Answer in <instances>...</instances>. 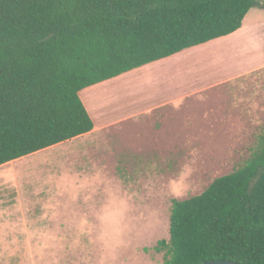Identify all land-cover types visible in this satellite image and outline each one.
<instances>
[{"label":"rangeland","instance_id":"374dc122","mask_svg":"<svg viewBox=\"0 0 264 264\" xmlns=\"http://www.w3.org/2000/svg\"><path fill=\"white\" fill-rule=\"evenodd\" d=\"M243 25L82 89L96 125L121 121L0 166V264H161L172 199L240 165L264 125V9ZM17 193L29 208L5 216Z\"/></svg>","mask_w":264,"mask_h":264},{"label":"trees","instance_id":"16d2710c","mask_svg":"<svg viewBox=\"0 0 264 264\" xmlns=\"http://www.w3.org/2000/svg\"><path fill=\"white\" fill-rule=\"evenodd\" d=\"M260 0H0V166L90 132L79 92L227 36ZM161 264H264V125L248 157L172 199Z\"/></svg>","mask_w":264,"mask_h":264},{"label":"crops","instance_id":"0c3cea01","mask_svg":"<svg viewBox=\"0 0 264 264\" xmlns=\"http://www.w3.org/2000/svg\"><path fill=\"white\" fill-rule=\"evenodd\" d=\"M248 25H249V27H250V32H252V31H255V30H257L259 27V23H258V21H256V20H251L249 23H248ZM243 28H244V25H243V22H242V25H241V27L239 28V29H237L236 31H234L233 33H231V34H229V35H232V34H234V33H236L237 31H240V30H243ZM217 39V38H216ZM214 40V39H213ZM210 41H212V40H210ZM210 41H208V42H206V43H203V44H207V43H209ZM160 60V59H159ZM157 61V60H156ZM151 63V62H150ZM146 65V64H145ZM264 66V65H263ZM114 78V77H113ZM113 78H111L112 80H113ZM111 79H107V80H104V81H101V82H99V83H96V84H93V85H91V86H89L88 88H86V89H94L95 87H99V86H101V85H105L106 83H108V81H111ZM80 93H81V91H80ZM79 96H80V94H79ZM82 101L84 102V104H85V107H86V109H87V111H89V112H91L90 111V107L88 108V105H87V103H86V101H84V99H82ZM168 103V101H164V102H160V103H158V104H156V105H153V106H151L150 108H147L146 110L147 111H152V110H154V109H157V108H159V107H161V106H163V105H165V104H167ZM90 115V114H89ZM135 116L136 115H138V114H134ZM121 120H118V119H109V120H106V121H103L102 123L100 122V124L99 125H96L94 122H93V124H94V127H93V129L90 131V132H88V133H85V134H83V135H81V136H78V137H75V138H72V139H70V140H68V141H71V140H75V139H78V138H80V137H84V136H87V135H90L91 133H93L94 131H96L98 128H99V126H101V125H113V124H115V123H118V122H120ZM65 142H67V141H65ZM62 143H64V142H62ZM52 147V146H51ZM49 148V147H48ZM84 149L83 150H81V149H79V150H77V152H79V153H84L85 151H87V150H89V148L90 147H83ZM41 151V150H40ZM19 159V158H18ZM13 162H14V160H13ZM12 162L10 161V162H8V164L6 163V165H9V164H11ZM4 165V164H3ZM2 166V165H1ZM5 166V165H4ZM3 167V166H2ZM15 187V186H14ZM16 192H18L19 191V189L18 188H15L14 189ZM59 191L60 192H62V187H60V189H59ZM24 200H23V197H21V194L20 193H17V195L15 196L14 195V197H12L11 199H9V201L5 204V205H3V207H4V209H3V212L5 213V216H10V215H14L13 214V211L14 210H16V209H23L25 206L27 207V208H29V204H31V201L30 200H27V202L26 203H24L23 202Z\"/></svg>","mask_w":264,"mask_h":264},{"label":"water","instance_id":"95a60500","mask_svg":"<svg viewBox=\"0 0 264 264\" xmlns=\"http://www.w3.org/2000/svg\"><path fill=\"white\" fill-rule=\"evenodd\" d=\"M198 264H241V263L232 260L210 259V260H205Z\"/></svg>","mask_w":264,"mask_h":264}]
</instances>
